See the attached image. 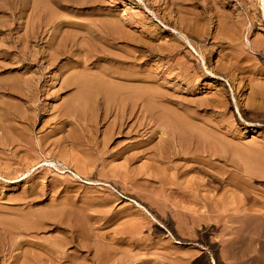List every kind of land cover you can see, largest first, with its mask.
<instances>
[{
    "label": "rangeland",
    "instance_id": "374dc122",
    "mask_svg": "<svg viewBox=\"0 0 264 264\" xmlns=\"http://www.w3.org/2000/svg\"><path fill=\"white\" fill-rule=\"evenodd\" d=\"M156 1L0 0V224L38 223L0 230V264H93L96 251L100 264H264L263 1L185 0L182 21ZM103 83L138 91L143 119L158 107L216 134L210 172L155 159L157 127L118 129L114 108L103 118L92 86ZM74 238L94 255L63 259Z\"/></svg>",
    "mask_w": 264,
    "mask_h": 264
},
{
    "label": "bare ground",
    "instance_id": "6f19581e",
    "mask_svg": "<svg viewBox=\"0 0 264 264\" xmlns=\"http://www.w3.org/2000/svg\"><path fill=\"white\" fill-rule=\"evenodd\" d=\"M164 1V0H163ZM168 2H170V4H173V7L175 6L176 7V11H177V17L176 18H179L180 20L182 19L183 20V18H181V15H180V12L182 11L181 10V5L183 4V2L185 1V0H167ZM263 1V4H264V0H262ZM154 2V1H153ZM155 2H157L156 0H155ZM158 3V2H157ZM165 3H166V1H165ZM158 8V6L156 7V9ZM179 12V13H178ZM264 15V14H263ZM53 19V18H52ZM181 20V21H182ZM52 21V20H51ZM184 22V21H183ZM179 24V23H178ZM96 26V25H95ZM102 27V26H101ZM104 28V27H103ZM116 38V37H115ZM111 39V38H110ZM105 41V40H104ZM87 43V42H86ZM74 44H75V42H74ZM77 44V43H76ZM257 44V43H256ZM77 46V45H76ZM75 47V46H74ZM58 48V47H57ZM67 48V47H66ZM34 50V49H33ZM101 50V49H100ZM62 52V51H61ZM101 53V52H100ZM53 54H56L55 52L53 53ZM58 55V53L56 54V56ZM61 55V54H60ZM52 57H53V55H51ZM50 56V57H51ZM52 60V59H51ZM50 61V60H49ZM52 62V61H51ZM239 66V65H238ZM83 70H85V69H83ZM98 71V70H97ZM78 72V71H77ZM81 72H79L78 74H80ZM83 73V72H82ZM77 74V75H78ZM88 74V73H87ZM94 74V73H93ZM84 75V74H83ZM89 75V74H88ZM87 75V76H88ZM79 76V75H78ZM95 76V75H94ZM77 77V76H76ZM75 77V82H77L76 81V79H78V78H80V77H77L76 78ZM82 77V76H81ZM121 78V77H120ZM99 79V78H98ZM71 80H73V79H70L69 81H71ZM80 80V79H79ZM79 80H78V82H79ZM28 81V80H27ZM69 81H67V82H69ZM88 81V80H87ZM101 81V80H100ZM66 82V81H65ZM74 82V83H75ZM80 82H83V83H80V84H78L77 83V85H76V94H77V92H78V97H79V99L78 98H76L75 100H77V103H78V107L79 108H82V106H85V104H87L88 103V98L90 97V93H91V88H90V86H91V84H89L88 85V83H90V82H88L87 84H86V81L84 82V80H82V81H80ZM94 82V81H93ZM65 85H67V83L65 84ZM72 85V84H71ZM70 85V86H71ZM24 86H26V88H25V90L26 91H29V88H31V87H29V85L27 84V82H26V85H24ZM68 86V85H67ZM93 86V89H94V92L97 94V96H100V101H99V108L101 109V111H102V115H103V118H105V117H108L107 115L110 113V112H112L111 111V109L112 108H114V111H116L115 112V115H114V111L112 112V113H110V114H112L113 116H115V117H113V118H115V120H114V122H112L113 123V125L115 126V125H117L118 126V129L119 128H121V127H129L128 129L129 130H131L132 129V132L131 133H133L134 132V134L135 135H137V134H141L140 133V131L141 130H143V129H145V128H150V129H152V127H157L158 128V130L157 131H159L160 133H158V134H160V136H161V142L159 143V146L158 147H156L155 148V151L157 152L156 153V156H155V154L153 155V157L155 156V159H156V157L157 158H162V159H170V160H172L171 159V157H174L175 158V156H179L180 157V159H183L185 162V165L187 164V162H191L190 164V169H192V170H195V171H198V172H201V171H203L204 169H207V168H209L210 169V167L211 166H213V165H209V164H212V163H209V162H212V161H209V160H214L215 158H217L218 157V150H220V148H221V146H220V148L218 147V143L219 142H217L216 140H217V138L215 137V135L216 134H206V133H204L203 131H204V129L203 130H198L197 129V131L195 132V130L193 131V129H194V126L196 125H194L193 123H195L193 120H189V118L188 117H186V116H184V117H181L180 115L179 116H177L178 115V113H177V115L175 114V113H173V112H171V113H169L170 111H163V112H159L158 110V107H149V108H153V109H156L155 111H158V112H156V113H154L152 110H151V112H153V113H151V114H149L148 115V117L146 116V117H144V119H143V115H142V113H143V111H145V109L143 110L142 109V105L144 104H142V102H144L143 100H140V97H142V96H140V93H138V91H134L133 90V93L132 94H130V93H124L123 91L121 92V91H115V90H112L111 89V87L108 85V84H93L92 85ZM11 87V86H10ZM143 87V86H142ZM9 88V87H8ZM24 88V87H23ZM23 91H21V93H22ZM25 92V91H24ZM23 95H24V93H23ZM23 95H21V96H23ZM26 95V94H25ZM77 95H75V96H77ZM88 95V96H87ZM86 96V97H85ZM88 97V98H87ZM152 97V96H151ZM28 99V98H27ZM91 99V98H90ZM141 99H143V98H141ZM145 99V98H144ZM147 99H150V98H147ZM26 100V99H25ZM153 100H155L154 98H153ZM24 101V100H23ZM27 101V100H26ZM148 101V100H147ZM151 101V100H150ZM159 101V100H158ZM156 102V101H155ZM154 102V103H155ZM158 103V102H157ZM219 103V102H218ZM149 104V103H148ZM147 104V105H148ZM145 105H146V100H145ZM74 106H77V105H74ZM74 106H71V107H69L68 106V108H66L65 110L67 111V112H65V110H64V112L67 114V119L68 118H70V116H72V115H74L75 114V109H74ZM81 106V107H80ZM96 106V105H95ZM151 106V105H150ZM153 106V105H152ZM158 106V105H157ZM219 106V105H218ZM73 107V108H72ZM145 107V106H144ZM143 107V108H144ZM148 107H146V108H148ZM163 107V106H162ZM220 107V106H219ZM149 108L148 109H146V110H149ZM161 109H163V108H161ZM160 109V110H161ZM83 110H84V108H83ZM99 110V109H98ZM113 110V109H112ZM79 111H81V110H79ZM85 111H87V110H85ZM64 112H62L63 114H64ZM94 112V111H93ZM98 112V111H97ZM14 113V112H13ZM22 113V112H21ZM87 113V112H86ZM16 114H17V111H16ZM77 114V113H76ZM117 114V115H116ZM144 114V113H143ZM8 115V114H7ZM82 115V114H81ZM96 115V114H95ZM145 115H147V114H145ZM190 115H192V114H190ZM12 116V115H11ZM63 116V115H62ZM79 116V115H78ZM90 116H91V114H90ZM64 117H65V115H64ZM73 117V116H72ZM83 117H85V116H83ZM88 117V116H87ZM9 118V117H8ZM10 118H12V117H10ZM19 118V117H18ZM23 118V117H22ZM74 118H77V117H74ZM79 118V117H78ZM77 118V119H78ZM82 118V117H81ZM92 118V117H91ZM90 118V119H91ZM21 119V118H20ZM73 119V118H72ZM80 119V118H79ZM6 120V119H5ZM60 120V119H59ZM82 120V119H81ZM84 120V119H83ZM86 120V124H84V128H88V124L90 123V121H88L87 119H85ZM84 120V121H85ZM112 121V120H111ZM193 121V122H192ZM6 122V121H5ZM71 122V121H70ZM80 122H83V121H80ZM87 122H89V123H87ZM96 122V121H95ZM3 123V122H2ZM75 123V122H74ZM1 124V123H0ZM6 124V123H5ZM10 124V123H9ZM14 124V123H13ZM20 124V123H19ZM109 124H111V122H109ZM11 125V124H10ZM112 125V124H111ZM18 126V125H17ZM79 126V125H78ZM110 126V125H109ZM109 126H107V127H109ZM212 126V125H211ZM4 127V126H3ZM6 127H8V125L6 126ZM126 127V128H127ZM195 127H198L199 128V124H198V126H195ZM204 127V126H203ZM5 128V127H4ZM9 128V127H8ZM20 128V127H19ZM27 128V127H26ZM25 128V129H26ZM115 128V127H114ZM114 128L112 129V130H114ZM200 128H202V127H200ZM206 128V127H205ZM117 129V128H116ZM156 129V128H155ZM21 130V129H20ZM90 130V129H89ZM108 130V129H107ZM109 130H111L110 128H109ZM108 130V131H109ZM147 130V129H146ZM146 130H144V131H146ZM207 130V129H206ZM8 131V130H7ZM107 131V132H108ZM149 131H151V130H149ZM93 132V131H92ZM110 132V131H109ZM118 132V131H117ZM148 132V131H147ZM203 132V133H202ZM207 132V131H206ZM209 132L210 133H212L210 130H209ZM209 132H207V133H209ZM113 133V132H112ZM119 133V132H118ZM148 134V133H147ZM20 135L21 136H24V131L23 130H21L20 131ZM72 135V134H71ZM106 135V134H105ZM108 136H109V134H107ZM142 135H143V132H142ZM141 135V136H142ZM10 136V135H9ZM67 136V135H66ZM68 136H69V133H68ZM111 137H112V135H110ZM110 136H109V138H110ZM217 136V135H216ZM70 137V136H69ZM105 137V136H104ZM15 138V137H14ZM107 138V137H106ZM105 138V139H106ZM68 139V138H67ZM70 139V138H69ZM73 139H75V137L73 138ZM7 140V139H6ZM16 140V139H15ZM76 140V139H75ZM107 141L109 140L108 138L106 139ZM135 140V139H134ZM158 140V139H157ZM159 140V141H160ZM10 141V140H9ZM12 141H14L13 139H12ZM12 141H10L9 143H11ZM19 141V140H18ZM158 141V142H159ZM223 141V140H222ZM8 142V141H7ZM69 142V141H68ZM77 142V141H76ZM96 142V141H95ZM105 142V141H104ZM157 142V141H156ZM158 142H157V144H158ZM89 143V142H88ZM137 143V142H136ZM14 144V143H13ZM232 144V143H231ZM3 145V144H2ZM18 145H20V144H18ZM17 145V146H18ZM155 145V144H154ZM219 145H221V144H219ZM6 146H7V144H6ZM12 146V145H11ZM23 146V145H22ZM149 146V145H148ZM224 146V145H223ZM222 146V147H223ZM8 147V146H7ZM14 147H16V146H14ZM19 147V146H18ZM153 148V147H152ZM219 148V149H218ZM145 149H146V147H145ZM151 149V148H150ZM222 149L223 148H221V152H222ZM153 150H154V148H153ZM225 151V150H224ZM143 152H145V151H143ZM152 152H154V151H152ZM236 152H234V154H235ZM145 155H147V154H145ZM150 155V154H149ZM149 155H148V157H149ZM233 155V154H232ZM143 156V155H142ZM150 156H152V153H151V155ZM234 156V155H233ZM176 157V158H177ZM220 157V156H219ZM221 157H222V155H221ZM240 157V156H239ZM228 158V157H227ZM217 159H219V158H217ZM167 160V161H168ZM228 160V159H227ZM232 160H233V158H232ZM243 160V159H242ZM215 161V160H214ZM229 161H230V159H229ZM233 162V161H232ZM242 162V161H241ZM214 163V162H213ZM154 164V163H153ZM216 164V163H215ZM221 164V163H220ZM188 166V165H187ZM218 166V165H217ZM215 168V167H214ZM220 168V167H219ZM224 168V167H223ZM149 169H151V168H149ZM189 169V168H188ZM209 169H207L208 171H209ZM229 169V168H228ZM212 170V169H211ZM241 170V169H240ZM257 170H258V168H257ZM261 170H263V169H261ZM205 171V170H204ZM223 171V170H222ZM227 171V170H226ZM229 171V170H228ZM264 171V170H263ZM80 172V171H79ZM143 172V171H142ZM151 172V171H150ZM155 172V171H154ZM210 172V171H209ZM213 172H215V171H213ZM148 173V172H147ZM146 173V174H147ZM203 173V172H202ZM216 174H217V172H215ZM232 173V172H231ZM213 174V173H212ZM229 174V173H228ZM143 175V174H142ZM162 175V174H161ZM210 175V174H209ZM218 175H220V174H217V176ZM223 175V174H222ZM226 175V174H225ZM225 175H223V176H225ZM232 175V174H231ZM221 176V175H220ZM219 176V177H220ZM211 177V176H210ZM213 177V176H212ZM227 177H228V175H227ZM252 177V176H251ZM155 178V177H154ZM167 178V177H166ZM213 179V178H212ZM229 179L231 180V181H233V182H235L234 180H235V178L233 177V176H230L229 175ZM228 179V180H229ZM141 180V179H140ZM224 180H227L226 178L224 179ZM227 180V181H228ZM143 181V180H142ZM158 181H159V179H158ZM162 181H164L163 179H162ZM161 181V182H162ZM203 181V180H202ZM219 181V180H218ZM230 182V181H229ZM199 183V182H198ZM202 183V182H201ZM134 184V183H133ZM231 184V183H230ZM153 185V184H152ZM151 186V185H150ZM163 186V185H162ZM178 188H180V187H178ZM200 188V187H199ZM158 189V188H157ZM170 189V188H169ZM183 189V188H182ZM181 189V190H182ZM196 189H198V188H196ZM184 190V189H183ZM186 190V189H185ZM190 190V189H189ZM192 191V190H191ZM196 191V190H195ZM187 195V194H186ZM190 195H195V197L197 196V194H195V192H193L192 191V193L190 194ZM199 197V196H198ZM206 197V196H205ZM232 197V196H231ZM207 198V197H206ZM215 198V197H214ZM200 200H201V197H200ZM202 201H204V200H202ZM214 202V201H213ZM211 203V202H210ZM210 203H208V202H205L204 204H205V206H206V210H209V213L211 212L212 213V211H216L215 209H214V207H212V206H209V204ZM216 203H217V201H216ZM212 204V203H211ZM220 204V203H219ZM213 205V204H212ZM185 208V207H184ZM187 208V207H186ZM185 208V209H186ZM195 208V207H194ZM219 208H220V206H219ZM232 209V208H231ZM234 209V208H233ZM187 210L189 211V212H191V211H193L192 209H189V207L187 208ZM197 210V209H196ZM199 210V209H198ZM236 211H237V209H236ZM173 212V211H172ZM196 212V211H195ZM204 212V211H203ZM206 212V211H205ZM217 212V211H216ZM185 213V212H184ZM188 213V212H187ZM234 213V212H233ZM248 213V212H247ZM18 214V213H17ZM186 214V213H185ZM199 214H200V212H199ZM202 214V213H201ZM213 214V213H212ZM52 215V214H51ZM198 215V214H197ZM197 215H195V216H197ZM202 215H204V214H202ZM207 215V214H206ZM214 215V214H213ZM53 216V215H52ZM189 216H190V214H189ZM188 216V217H189ZM199 216V215H198ZM205 216V215H204ZM224 216V215H223ZM222 216V217H223ZM230 216V215H229ZM234 216V215H233ZM48 217V216H47ZM200 217H203V216H200ZM200 217H198V219L200 218ZM206 218H210V220L209 221H211V216H209V215H207V216H205ZM213 217V216H212ZM191 218H193V217H191ZM245 218V217H244ZM21 220L19 221L18 219V224L19 225H22V226H24L25 227V229L27 230V228H30V230H32L31 228H35L36 226H37V224H35L34 222H30V223H28V219H27V216H24L23 218H20ZM188 219V218H187ZM194 219V218H193ZM202 219V218H201ZM200 219V220H201ZM250 219V218H249ZM189 220V219H188ZM197 219H194V220H192V222L193 221H196ZM208 220V219H207ZM233 220V219H232ZM235 220V219H234ZM237 220V219H236ZM202 221H204V218L202 219ZM16 222V221H15ZM15 222H13V221H9V220H6V221H1V224H0V230H1V234H2V231L4 232V234H11V233H13L12 231H14V235H19V233L17 232V234L15 233L16 231V229H15V227L13 226V224L15 223ZM16 222V223H17ZM189 222H190V220H189ZM34 223V224H33ZM187 224H188V222H186ZM194 223V222H193ZM198 223H200V222H198ZM206 223V222H205ZM221 223V222H220ZM233 223V222H232ZM246 223V222H245ZM197 224V223H196ZM200 224H202V223H200ZM15 225V224H14ZM41 225V224H40ZM198 225V224H197ZM196 225V226H197ZM254 225V224H253ZM178 226V225H177ZM195 226V225H194ZM200 226V225H199ZM202 226V225H201ZM17 228H18V226H16ZM149 227V226H148ZM207 227V226H206ZM13 228H14V230H13ZM23 228V227H22ZM173 228V227H172ZM187 228V227H186ZM244 228V227H243ZM21 229V228H20ZM20 229H18V231L20 230ZM240 229V228H239ZM129 230V229H128ZM203 230V229H202ZM233 230H234V228H233ZM25 231V230H24ZM71 231V230H70ZM23 232V231H22ZM21 234V233H20ZM237 234V233H236ZM13 237H15L13 234H11ZM74 235V234H73ZM230 235V234H229ZM10 236V235H9ZM7 237V235H6V237L7 238H9L8 240L10 241V237ZM11 236V237H12ZM29 236V235H28ZM76 236V235H75ZM3 237H5V235L3 236ZM5 237V238H6ZM18 237V236H17ZM16 237V238H17ZM23 237V236H22ZM26 237V236H25ZM68 237V236H67ZM77 237V236H76ZM201 237H203V236H201ZM15 238V239H16ZM33 238V237H32ZM63 238V237H62ZM72 238V237H71ZM80 237H78V239H79ZM4 239V238H3ZM2 239V240H3ZM42 239V238H41ZM59 239V238H58ZM81 239V238H80ZM6 240L7 239H5V241H3V242H6ZM13 240H14V238H13ZM33 240V239H32ZM46 240V239H45ZM63 241H61V242H64V238L62 239ZM85 240V239H84ZM1 241V240H0ZM18 241V240H17ZM38 241H40V240H38ZM70 241V240H69ZM71 241H72V243H74L75 245V251H74V253H68L67 252V250H62V251H60L61 252V254L63 255V259L65 258V259H70L71 258V256L73 257L74 255H76V253L78 252V251H83L82 249L83 248H86V251L88 252V253H90V254H92V255H94V252L93 253H91V250L93 249H91L90 247L92 246H88V247H83V245H81L80 244V242L76 239V238H74V239H71ZM70 241V242H71ZM83 241V240H82ZM81 241V242H82ZM3 242H2V244H3ZM41 242V241H40ZM60 242V243H61ZM8 243V242H7ZM6 243V244H7ZM27 243V242H26ZM29 243V242H28ZM71 243V244H72ZM83 243H84V241H83ZM11 244H12V241H11ZM10 244V245H11ZM39 244V243H38ZM49 244V243H48ZM58 244V243H57ZM5 245V244H4ZM9 245V244H8ZM64 245H65V243H64ZM86 245V244H85ZM88 245V244H87ZM86 245V246H87ZM54 246H55V243H54ZM58 248L60 247L59 245H56ZM2 247V246H1ZM3 247H5V246H3ZM43 247H45V246H43ZM93 247V246H92ZM55 248V247H54ZM58 248H55V249H53V250H56V249H58ZM61 249H62V247H60ZM60 248H59V250H60ZM228 248V247H227ZM63 249H64V247H63ZM65 249H67V248H65ZM97 250V249H96ZM95 250V251H96ZM37 251V250H36ZM56 251H58V250H56ZM138 251V250H137ZM86 252V253H87ZM96 252H98V251H96ZM95 252V255L92 257V261H93V264H100V263H102V262H100V261H102V259H100V254H98V253H96ZM42 253V252H41ZM25 254V253H24ZM36 254V253H35ZM40 254V253H39ZM48 254V253H47ZM59 254V253H58ZM191 254V253H190ZM27 255H28V253H27ZM89 255V254H88ZM139 255V254H138ZM30 256V255H29ZM33 256V255H32ZM45 256V255H44ZM124 256V255H123ZM158 256V255H157ZM38 257V256H37ZM60 257V256H59ZM75 257V256H74ZM124 257H126V256H124ZM128 257V256H127ZM130 257V256H129ZM129 257H128V260H129ZM132 257V256H131ZM135 257V256H134ZM142 257V256H141ZM33 258H36L35 256L33 257ZM32 258V259H33ZM30 259V258H29ZM32 259H30L31 261H32ZM40 259V258H39ZM39 259H36V260H38L39 261ZM50 259V258H49ZM77 259V258H76ZM115 259V258H114ZM132 259V258H131ZM136 259V258H135ZM156 259V258H155ZM25 260H26V258H25ZM24 260V261H25ZM35 262H36V260L35 259H33ZM80 260V259H79ZM105 260V259H104ZM124 260V259H123ZM150 260V259H149ZM18 261H20V260H18ZM22 261V260H21ZM40 261H41V259H40ZM78 261V260H77ZM118 261V260H117ZM132 261V260H131ZM152 261V260H151ZM171 261V260H170ZM25 262H29V261H25ZM25 262H22V264L24 263L25 264ZM45 262V261H44ZM143 262V261H142ZM149 262V261H148ZM51 263V262H50ZM49 263V264H50ZM71 263V262H70ZM79 263V262H78ZM18 264V263H17ZM20 264V263H19ZM28 264V263H27ZM30 264V263H29ZM36 264H37V262H36ZM60 264V263H59ZM108 264V263H107ZM125 264V263H124ZM127 264H131V262H129L128 261V263ZM180 264V263H179ZM196 264V263H195ZM198 264H199V262H198Z\"/></svg>",
    "mask_w": 264,
    "mask_h": 264
}]
</instances>
